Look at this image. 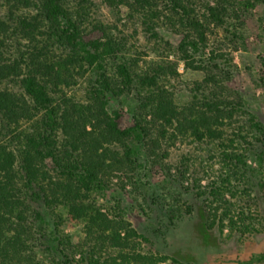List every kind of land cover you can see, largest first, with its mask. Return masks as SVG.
<instances>
[{
  "label": "rangeland",
  "instance_id": "1",
  "mask_svg": "<svg viewBox=\"0 0 264 264\" xmlns=\"http://www.w3.org/2000/svg\"><path fill=\"white\" fill-rule=\"evenodd\" d=\"M69 2L95 36H111L118 42L116 55L106 61L108 75L119 80L116 69L123 62L139 76L167 64L178 74L162 78L160 84L173 91L178 105L193 99L196 82L203 80L205 72L187 68L175 53L182 34L164 23L165 19L156 27L158 36H153L146 31L140 14L127 5L105 0ZM237 6L226 26L239 37L233 38L223 26L210 25L208 46L195 58L208 63L212 51L226 53L228 60L219 57L215 61L219 69L214 62L208 64L213 72H231L224 83L229 88L225 95L246 103L226 126L230 127L228 135L245 127L241 135L246 142H227L229 153L245 155V164L226 158L214 140L198 141L187 135L168 140L160 136L157 141L153 129L139 145L136 166L125 165L123 170L109 173L107 187L95 190L90 198L147 237L138 248L154 258L153 264H264V260H256L264 253V155L263 147L252 138L246 114L252 112L264 122V4L239 0ZM22 12L10 10L0 0V19L14 23ZM95 78L94 71L88 70L63 94H53L55 104L61 98L87 101ZM11 84L14 90H21L18 81ZM145 95L136 83L120 96L108 95V127L119 131L148 113L142 106ZM40 119L39 115L21 121L17 127H35ZM16 169L23 187L21 158ZM216 187L221 189L220 195L213 192ZM26 191L23 188L20 193L25 220L20 226L9 223L3 228L0 264H110V258L118 255L117 248L101 247L86 224L71 218L62 205L51 208ZM226 211L235 219L234 225L229 218L221 224ZM212 212L217 213L215 222Z\"/></svg>",
  "mask_w": 264,
  "mask_h": 264
},
{
  "label": "trees",
  "instance_id": "2",
  "mask_svg": "<svg viewBox=\"0 0 264 264\" xmlns=\"http://www.w3.org/2000/svg\"><path fill=\"white\" fill-rule=\"evenodd\" d=\"M2 1L10 10L23 12L14 23L0 19V248L3 228L9 223L20 226L25 220L20 196L24 188L51 208H66L71 218L86 224L101 247L117 248L118 255L108 259L110 264H153L154 258L138 248L147 237L129 227L122 216H112L90 202V198L95 190L107 187L109 173L121 171L125 165L136 166L139 145L153 129L157 141L160 136L168 140L187 135L198 141L214 140L226 158L245 164V155L229 153L227 144L246 142L241 135L245 127H238L231 137L226 126L246 103L225 95L229 88L224 83L231 72H213L208 64L214 62L218 68L215 61L225 58L226 53L212 51L208 63L195 58L208 46L210 25L223 26L231 33L226 25L237 12L239 0H105L137 11L153 36H158L156 27L164 19L182 34L175 53L187 68L205 72L203 80L196 82L193 99L184 105H178L173 91L160 84L162 78L178 74L167 64L139 76L123 62L116 69L119 80L108 75L106 61L116 55L118 42L111 36H95L80 21L70 0ZM254 1L264 4V0ZM231 34L239 37L236 32ZM88 70L96 75L88 100L61 98L55 104L53 94H63ZM15 81L20 91L12 88ZM135 83L146 93L142 106L148 113L119 131L108 127V95L120 96ZM246 114L252 138L263 147L264 155V122L252 112ZM39 115L37 126L24 130L17 127L21 121ZM20 158L23 187L16 169ZM48 160L53 168H49ZM220 190L216 187L213 192L220 195ZM210 216L215 222L217 213ZM225 218L236 223L227 211L220 217L221 224ZM256 260H264V253Z\"/></svg>",
  "mask_w": 264,
  "mask_h": 264
}]
</instances>
